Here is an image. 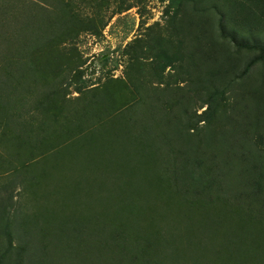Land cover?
<instances>
[{
	"label": "rangeland",
	"instance_id": "1",
	"mask_svg": "<svg viewBox=\"0 0 264 264\" xmlns=\"http://www.w3.org/2000/svg\"><path fill=\"white\" fill-rule=\"evenodd\" d=\"M141 1L140 9L113 14L114 0L97 8L75 0L72 14L79 20L59 22L55 9L44 6L49 0H14L6 40L0 38V120L10 119L0 127V231L9 219L14 249L25 247L23 264L47 255L49 264H264V238L247 237L237 215L206 229L195 193L180 183L150 184L163 176L161 169L172 179L181 157L183 163L191 156L188 147L173 151L177 128L185 117L195 124L209 94L218 107L212 128L197 124L209 133L208 149L197 144L212 159L205 165H215L213 175L224 176L229 191H243L250 170L251 177L264 172V56L248 69L260 52L241 46L264 44V0H205L197 11L185 7L174 21L164 14L165 2ZM27 5L38 14L35 21ZM238 7L249 19L239 16ZM190 13L201 19L192 30L201 36L197 40H188L185 31ZM19 29V36L11 32ZM32 45L35 65L28 69L24 51ZM168 58L173 63L162 70ZM102 111L121 113L117 125L82 136L99 119L97 112L105 116ZM250 113L263 114L256 128ZM117 128L123 130L120 143L139 156L120 152ZM146 134L153 143L144 153ZM21 180L32 183L22 189ZM250 186L244 191L256 190ZM263 200L250 193L237 206L258 214L254 228L264 227ZM220 202L209 211H223ZM68 216L76 220L68 222ZM164 240L176 252L165 251ZM4 249L0 233V253ZM14 260L13 251L7 264Z\"/></svg>",
	"mask_w": 264,
	"mask_h": 264
},
{
	"label": "trees",
	"instance_id": "2",
	"mask_svg": "<svg viewBox=\"0 0 264 264\" xmlns=\"http://www.w3.org/2000/svg\"><path fill=\"white\" fill-rule=\"evenodd\" d=\"M9 1V0H7ZM16 3H19L21 0H15ZM46 1V0H44ZM74 1L75 0H71L70 2H66L65 0H49L50 5H44L46 6V9H48V7L54 8L55 12H52L53 14H56L57 20L61 19H69L70 17L76 19L77 21L79 20L78 18H76L75 14H72L73 10H74ZM87 1V0H84ZM110 0H90V2L92 3V5L94 7H99L100 4H105L107 5L109 3ZM163 2L166 3L165 7H164V14L166 16L170 15L172 21H174V18H176L179 13L185 9V7L190 6L193 7L192 9L194 11H197L198 6L201 4V2H205V0H161ZM114 2L116 3V7H115V11L113 14H120L124 11H128L131 8H138L140 9V6L142 5V1L141 0H130L129 3L126 0H114ZM34 6V4H33ZM109 6V5H108ZM28 8V14H34L32 17V21H35L36 16L38 14L32 12L29 8V5H27ZM41 8V7H40ZM43 8V7H42ZM41 8V9H42ZM45 8V7H44ZM15 10V3L13 0V3L8 5V2H6V0H0V38L1 36H3V40L5 38L6 40V35H7V27L9 25V18H12L13 14L10 15L11 11ZM45 11L44 9H42ZM238 11L240 12L239 16H243L246 19L248 18V15L245 14L242 9H240L238 7ZM172 13V14H170ZM13 24V23H12ZM60 24V23H59ZM34 25V23H33ZM12 26V25H11ZM199 27H201V19L196 15V14H189V16L187 17V22H186V34L188 37V40L190 37L197 39H200L201 36L198 35H193V29H198ZM95 27L90 26L87 27V30H90L94 33H96V30L94 29ZM18 30H14L11 31L12 33L16 34L19 36L20 32L23 29H19ZM16 32V33H15ZM33 33L35 34V29L33 31ZM32 41L33 43L36 41V39L34 37H30L29 41ZM17 42V41H16ZM4 44V42H0V47H2V45ZM260 44V45H258ZM242 47L245 48H249V49H253L255 51H259L260 54L255 56L247 65V68H251L253 65H255L257 62H259L260 60H262V56H264V44L262 43H256L253 42L252 44H242ZM33 47V48H32ZM32 47H28L27 50L24 51V55H25V59H26V64L29 65L30 67H28V69H32L33 66L32 64L35 65V61L32 60L31 54L32 51L36 48V45H32ZM175 59V58H174ZM173 63V58H168L162 65H161V69H166L169 68ZM24 70V69H23ZM2 70L0 69V72ZM26 69L24 71H17L15 78H17V76L20 73L25 72ZM1 74V73H0ZM80 78V76H79ZM189 79H192L191 77H189ZM15 81V80H14ZM86 83L82 82L81 83V87H77L76 88V93L78 94H82V91L84 90L85 87L84 86ZM162 84V83H160ZM0 88H2V82L0 81ZM255 94H259V91H256ZM3 95V94H2ZM1 96V94H0ZM51 100V97L48 96V100ZM47 100V101H48ZM79 100V99H78ZM100 102H103L102 99H100ZM45 103V102H44ZM48 103V102H47ZM207 109L203 110V112L200 115H195L196 117V122L195 124L192 122V119L190 118H186L185 120H181V124L179 125V128H177V132L176 134L178 135V137L176 138V147L174 146L173 151L175 152H180L183 151L182 147L184 148V150L188 147L191 151L192 154L191 156L187 157L186 161L184 160V162L182 163V157H181V165L176 168L173 171L172 174V179L168 178V173L165 169H161V171L163 172V176L160 175L159 178L157 179H153L151 180L150 184L152 185V181L158 184V187H163L165 184H170L171 186H176L177 183L183 184L185 185V189H188L189 193H195V196L197 197V204L195 207V211H197L198 214H200V218L201 221L204 222V227H206V229H210V225L211 224H216L217 223V227L220 223V220L222 217H227V215L233 214V215H237L236 216V220L238 221V226L240 227L241 231H247V237L249 238H264V234H262V232L264 231V227L262 228H254V221L258 220L259 216L258 214L256 216L251 215L253 212L252 207H250L247 210H244V208L237 207L238 205H240V201L242 200L243 197L248 196V194L253 193L254 198L258 199V200H263L264 199V189L262 190V186L264 184V172H260L258 175H254L251 177L252 175V170H250V178L245 182L242 183L243 184V188L244 190L248 187V185L250 186L251 184L254 186L256 185V190H252V191H241V190H237V191H229L227 190L226 187H223V183H225V178L224 176L222 177V179H218L219 177H216L213 175V171L215 170V165H205L206 161L212 160L209 157H205L206 154H200L201 151L203 150V148L206 146L205 149H208V144L210 143V139L208 140L207 138L209 137V133L204 135L202 133V131L198 130L197 124L203 123V125L207 126V129H211L212 127H210V125L213 122L214 119V114L217 113L218 111V107H217V103L216 100L214 98V96L212 94H209L208 96V100H207ZM264 106V105H261ZM43 109V106L38 108V111ZM252 112V110H251ZM94 111H90V113H88V115L94 116ZM98 113V117L99 119L91 121V123L87 126V129H85L82 132V136H88V134H95L96 132H99L98 130H102L105 127H112L113 125L116 126L118 123V119L121 116V113H113V114H109L107 111H102L101 114L103 116L102 118ZM11 117L10 114H7L6 117ZM250 116L252 118L255 119V121L250 122V125L254 128H256L261 122H263L262 117L263 114H258L257 117L254 116V114L250 113ZM97 117V118H98ZM101 118V119H100ZM10 119L7 121H4V119L0 120V127L3 126H7L10 123ZM19 122V121H17ZM25 122V121H23ZM22 121L19 122L18 124L21 125L23 123ZM118 129V128H117ZM90 132V133H86L83 134L85 132ZM255 130V129H254ZM191 131V133H190ZM195 131V132H194ZM2 134L5 136L6 132H2ZM11 135V134H10ZM118 139H119V144H123L120 143V139H122L123 136V130L122 129H118V133H117ZM211 136V134H210ZM149 134H146V144H144V149L143 152L147 153L148 149H146L145 147H151L152 143H153V137L150 136V138L148 139ZM201 142V143H200ZM207 142V143H205ZM114 143L115 144V138L112 139V141H110V144ZM200 143L198 146L202 147V150L198 151V146L197 144ZM113 144V145H114ZM124 145V144H123ZM115 146H118V144H116ZM121 148V153H123V149L127 150V154H131L130 159H133L134 156L137 157L139 156V154H141V151H131V149L128 146H122L119 145ZM118 150V148H116ZM116 150V151H117ZM147 155V154H146ZM206 158V159H205ZM203 163V165H202ZM105 168H109L110 164L109 162L105 163ZM139 164V162H138ZM190 164H196L195 168H192L190 166ZM254 168L256 169L257 166H254ZM226 172V171H225ZM224 175V174H223ZM256 176L259 177V182L256 179ZM163 179H167L164 180ZM32 181H27V180H21L19 181L17 184L20 185V187L22 189L27 188L28 184H31ZM10 184H13V182H11ZM251 187V186H250ZM259 189V190H258ZM181 191V190H180ZM262 191V192H260ZM184 195H188L187 192H183ZM242 195V197L240 196ZM201 196V197H200ZM263 198V199H262ZM216 200H220L224 210L219 212L218 214H213L212 212L209 211V209L212 207V205L215 203ZM264 201V200H263ZM264 210V204H260ZM199 210H202L199 211ZM1 219H3L2 215L0 214V222L2 221ZM76 220L74 216H68V222ZM66 221V222H67ZM201 221H199L200 223H202ZM261 222H264V212L261 214ZM64 225L61 226V230H62V234H64L63 228ZM216 227L215 232L218 230V228ZM220 232L219 230L217 231V233ZM0 233L4 236L5 238V249L0 253V264H7L8 263V259L9 256L13 253H15V260L13 264H23V254L25 253V247L20 245L18 247V249H14L15 245H13V239H12V233L10 230V221L9 219L4 220V222L1 225V231ZM33 232H27V234L30 236ZM41 234V233H40ZM186 236H188L187 238H191L188 234H186ZM186 238V239H187ZM108 242V241H107ZM152 243V242H151ZM186 243L188 245H190V241L189 239H187ZM162 247L164 248V250L168 251V252H176L177 249H173V245L170 244V242H167L166 240H164L161 243ZM170 244V245H169ZM156 245L154 244V247ZM153 247V244H152ZM157 247V246H156ZM155 247V248H156ZM179 247V245L177 246ZM149 250V248H148ZM177 254H179L177 252ZM31 257H33V255H31ZM30 257V258H31ZM36 260L33 263H38V264H49V262H47V259L49 260L48 255L45 256V260L43 262H40V256H35ZM32 264V263H30Z\"/></svg>",
	"mask_w": 264,
	"mask_h": 264
}]
</instances>
